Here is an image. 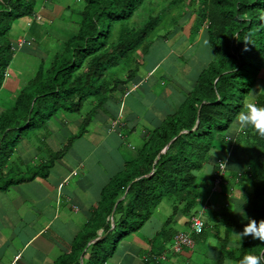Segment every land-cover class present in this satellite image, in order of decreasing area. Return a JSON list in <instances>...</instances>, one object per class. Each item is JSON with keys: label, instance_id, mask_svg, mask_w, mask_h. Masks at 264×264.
Wrapping results in <instances>:
<instances>
[{"label": "trees", "instance_id": "16d2710c", "mask_svg": "<svg viewBox=\"0 0 264 264\" xmlns=\"http://www.w3.org/2000/svg\"><path fill=\"white\" fill-rule=\"evenodd\" d=\"M77 1L84 7L75 14L74 32L52 52L45 49L47 60H41L13 104L0 113V182L5 180L0 190L31 180L45 168L35 167L26 175L2 170L28 131L46 128L59 113L78 112L87 100L94 104L89 114L99 106L98 111L109 116L102 105L115 99V92H125L150 52L147 37L159 26L160 15H148L140 26L128 25L148 0ZM181 3L189 8L183 13L188 14L189 35L203 29L215 58L199 72L179 106L163 115L136 156L103 187L90 220L59 264H107L118 245L138 233L167 195L174 197L171 214L148 241V252L140 249L142 264L172 263L177 255L179 262L174 264H239L246 254H264L260 241L251 236L241 241L232 233L242 232L249 218L264 220V138L250 128L229 138L247 96L264 106V92L254 99L250 94L264 89V0H170L166 10ZM34 4L35 0H0V88L14 56L9 40L2 39L16 18L34 13ZM171 21L178 23L175 15ZM167 88L171 96H182L181 87ZM90 121L81 120L67 147L85 134ZM219 161L226 163L229 178L225 173L217 177ZM207 163L212 164L211 174L196 182V172ZM213 195L218 200L210 208ZM178 216L188 229L196 216L203 226L190 235L193 247H182L174 255L170 246L180 232L175 228Z\"/></svg>", "mask_w": 264, "mask_h": 264}, {"label": "crops", "instance_id": "0c3cea01", "mask_svg": "<svg viewBox=\"0 0 264 264\" xmlns=\"http://www.w3.org/2000/svg\"><path fill=\"white\" fill-rule=\"evenodd\" d=\"M47 1L50 0H44L41 10L35 11L34 9L32 14L34 21L31 24L27 23L29 28L27 33L23 32V35L9 39L11 51L16 53L23 50L25 46L38 49L39 45L35 36L39 33V25H35V23L44 16L50 19L51 14L55 13L56 15L62 8L61 5L55 4L54 7L51 5L47 9L45 5ZM63 9L66 10L67 5L63 6ZM188 34L189 31L186 35ZM156 70L157 64L147 69L144 76L139 74L135 76L132 85L123 93L125 101L127 94L147 86L148 115L142 116L138 113L127 118L128 121L139 117L142 120L143 144L150 136L151 130L161 124L163 115L177 108L182 102L184 93L187 94L190 89L181 87L182 96H172L175 99L178 98L175 103L168 99L166 105L154 104V94L157 91L154 90V84L157 80L153 79V75ZM167 74L168 71L164 69L159 78L163 79ZM25 83L17 77V72L11 71L9 65L4 73L0 93L4 90L8 97L15 99L18 90ZM161 95L170 97L171 90L166 87ZM124 105L125 102L122 108L119 107L114 112L115 115L107 119L106 122L97 118L94 130H87L82 137L72 141L68 147L66 146L68 139L76 133L81 120L74 124H61V120L55 118L56 122L59 121L62 129H58L59 125L55 124L54 120L53 124L46 126V132L36 134L42 147H32L26 141L22 143L24 150L19 153L16 151L15 154L19 155V159H22L20 163L24 165V169H26V162L33 163L34 159L37 161L36 168L41 165L45 168L39 170L38 175L31 180L11 184L10 187L0 190V264H59L61 258L70 251L72 242L90 220L92 210L97 205L103 187L113 175L123 168L127 162V156L131 161L138 153L127 140L126 134L122 132L126 128L125 115L123 114ZM3 110L0 108V113ZM132 123L131 121L129 125ZM238 131L239 129L235 125L231 127L230 137H235ZM91 133H95L96 137L89 140ZM109 140L114 142L113 146H107ZM39 152L46 154L37 156ZM113 153H117V155H112ZM11 163L13 160L10 162L9 159L8 164L2 170L6 172ZM10 169L12 170V168ZM16 171L17 175L23 173L19 167L16 168ZM161 204L133 238L118 245L107 264H142V258L139 255L140 249H145L144 251L148 252L150 248L148 241L156 235L165 219L171 214L170 210L157 218V210L162 208ZM176 219L179 227H185L183 225L184 218L178 216ZM189 231L190 229L184 232ZM101 232L102 230L99 229L98 234ZM178 257L179 255L172 257L170 262H179Z\"/></svg>", "mask_w": 264, "mask_h": 264}, {"label": "rangeland", "instance_id": "374dc122", "mask_svg": "<svg viewBox=\"0 0 264 264\" xmlns=\"http://www.w3.org/2000/svg\"><path fill=\"white\" fill-rule=\"evenodd\" d=\"M170 0H148L146 4L138 10V12L130 19L128 25L129 26H140L144 20L148 17V15L155 14L160 15L161 22L159 26L147 37V42L150 43L149 54L144 58L143 65L140 67L139 75L144 76V73L147 69L156 66L157 70L154 72L153 79L157 80L154 84V90H157L154 94V104L161 106L163 104H167V100H171L173 103L176 102L178 98L163 97L161 93L166 87H186L190 88L194 77L197 73H199L203 68H205L214 58L213 54L210 52L209 45L205 43V36L203 35L202 29L198 31L197 34L186 35V33L190 29V22L187 21V16H183L185 10H189V8L181 3L179 6L170 7L169 11L166 10V5ZM44 0H35L34 9L35 11L41 10L42 5H44ZM159 2V5H155L154 3ZM61 5V11L55 15V13L50 15V19L44 16L41 20L35 23V25H39V33L35 36L38 42V49L36 48H28L24 47L23 50L17 51L14 53V56L10 63L11 71L17 72V77L22 79L24 82H28L38 70L39 64L41 60L46 61L48 56L45 54V49H48V52H52L63 42L64 39L69 37L72 34V30L74 32L76 28L75 20L78 19L76 17V12L80 11L84 7L83 1L77 0H50L45 4L47 9L51 5ZM151 4V5H150ZM69 6L70 11L64 10L63 6ZM165 9L163 12H157L158 10ZM54 12V9H52ZM171 15H175L178 20L177 25L171 21ZM76 17V18H75ZM33 15L24 16L16 18L13 21L12 28L6 36L3 37V41L6 42L9 39H15L17 35H23V32L27 33L28 26L27 23H33ZM186 22V23H185ZM183 25V29L180 26ZM11 36V37H9ZM37 44V43H36ZM45 54V56H44ZM135 55H133L134 57ZM166 69L168 74L165 78H163V82L159 78L162 70ZM184 69V70H183ZM137 74V75H138ZM163 83L165 85H163ZM132 85V82H128L127 88ZM146 88L147 86H143L138 89L136 92L126 95L125 101L123 100V93L115 92V99H110L108 103L104 106V110H106L109 116L104 115L102 112L100 113L99 106L97 107L94 114H89L90 110L93 108L94 104L91 103V100H87L81 108L76 113H59L56 115L57 119L61 120V124H74L76 121L83 120L84 118H88L90 121L89 126H87V130L93 131L96 125V119H100L103 121L107 120L108 117L114 116V112L119 108L121 102H125L123 107V114L125 115L124 120L126 123V128L122 130L123 134H126L127 140L130 142L131 146L138 151L143 144L142 134L143 129L141 125L143 124L142 120L139 118L131 119L133 122L131 125L127 118L129 116L136 115L140 113L142 116L148 115V105L146 102ZM128 90V89H126ZM165 96V95H164ZM14 99L8 97L6 91H2L0 93V108L7 109L13 104ZM245 102H250L249 97L247 96L244 99ZM98 111V112H97ZM100 113V114H99ZM55 118L51 119V122ZM63 122V123H62ZM55 124H58V129L61 130L62 126L59 121ZM48 127V125H46ZM50 126V125H49ZM39 127V126H38ZM71 128V125L69 126ZM131 129H134L133 131ZM46 128L42 127L39 129H35L33 132L28 131L26 135L25 141L32 145V147H42L40 143V139L37 138L36 134H42L46 132ZM26 132V131H23ZM95 133H91L89 136V140L95 138ZM232 138V137H230ZM24 143V142H23ZM114 142L111 140L107 141V146H113ZM22 142L17 147V153L24 150ZM44 153V154H43ZM216 153V152H215ZM45 152L37 153L38 155H45ZM117 155V153H113L112 155ZM225 155L230 156V153H226ZM130 157L127 156V161H129ZM229 159V158H228ZM13 160V163L10 164V168L16 172V168L19 167V170L22 171L21 175L27 171L33 170L37 165V161L34 159L33 163L26 162V169H24V165H21L22 159H19V155L14 154L10 158V162ZM212 171V164H205L203 168L196 172V182H200L202 177L207 176ZM226 178H229L228 171L224 175ZM11 178V175L8 176ZM5 180L0 182L4 184ZM73 186V185H72ZM216 188L213 185L212 192H215ZM174 197L171 195L165 196L161 205L162 208L157 210V218L161 215H165L170 212L171 206L173 204ZM218 200L217 196L213 195L210 198V208L212 205H215L214 202ZM177 230H188L187 227H179L178 225L175 227ZM214 241L210 240L209 244L213 245ZM201 248V247H200ZM194 251L198 249L196 245ZM184 253V252H183ZM197 255L194 253L193 259H196ZM199 258H201L199 256ZM166 264H174L166 261Z\"/></svg>", "mask_w": 264, "mask_h": 264}, {"label": "clouds", "instance_id": "9594fccd", "mask_svg": "<svg viewBox=\"0 0 264 264\" xmlns=\"http://www.w3.org/2000/svg\"><path fill=\"white\" fill-rule=\"evenodd\" d=\"M205 43H207V41H205ZM261 92H264V89H259V91L252 90L250 91V94L254 99L255 96ZM233 123L239 129L237 133L241 132L240 129L243 130V129L250 128L255 134L264 138V106H261L256 102L245 103L242 109L237 113L236 117L234 118ZM220 162L222 161H219V163ZM219 163H218V168H219ZM222 163L225 164V168L223 171V175H224L225 169H226V163L225 162H222ZM241 211L243 212V215L246 216V213H244L243 209ZM189 228L191 229V231L189 232L180 231L178 233H184L189 238L192 232L198 233V232H195V230L192 228V222ZM232 233L234 237H236L237 239L241 241L244 237L251 236L253 240H258L262 244H264V220H260L259 222H257L256 220L249 218L248 223L244 226L242 232L240 233L232 232ZM193 245H194V242H193ZM193 245L191 247H193ZM170 247L174 255L180 254L182 252V248L179 251H174L173 244ZM262 261H264V254L254 255V254L249 253V254L244 255V257L239 261V264H262ZM226 264H230V262H226Z\"/></svg>", "mask_w": 264, "mask_h": 264}, {"label": "built area", "instance_id": "2783aa9c", "mask_svg": "<svg viewBox=\"0 0 264 264\" xmlns=\"http://www.w3.org/2000/svg\"><path fill=\"white\" fill-rule=\"evenodd\" d=\"M225 168V164L220 162L219 168L217 170V177H221L223 175V171ZM218 178L216 179L215 183H218ZM203 226V221L200 220L199 216L195 217L192 220V228L195 230V232H199ZM174 244H173V250L179 251L182 247H191L193 245V242L191 239L184 233H177L174 237Z\"/></svg>", "mask_w": 264, "mask_h": 264}, {"label": "water", "instance_id": "95a60500", "mask_svg": "<svg viewBox=\"0 0 264 264\" xmlns=\"http://www.w3.org/2000/svg\"><path fill=\"white\" fill-rule=\"evenodd\" d=\"M171 142H172V141H171ZM168 145H169V144H168ZM168 145L165 146V148L161 151V153L165 152V150L167 149Z\"/></svg>", "mask_w": 264, "mask_h": 264}]
</instances>
